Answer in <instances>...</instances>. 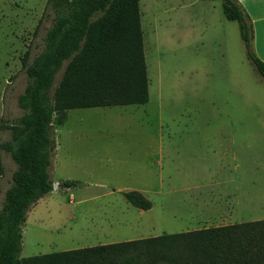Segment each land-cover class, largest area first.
<instances>
[{
	"label": "rangeland",
	"instance_id": "374dc122",
	"mask_svg": "<svg viewBox=\"0 0 264 264\" xmlns=\"http://www.w3.org/2000/svg\"><path fill=\"white\" fill-rule=\"evenodd\" d=\"M138 8L148 101L68 110L61 125L53 117L49 179L58 186L26 213L22 262L264 220V82L237 22L221 0H138ZM52 21L46 0H0V124L21 115L22 58L41 52ZM8 138L0 129V141ZM14 169L0 151V209ZM66 181L76 184L59 186ZM129 191L150 209L131 206Z\"/></svg>",
	"mask_w": 264,
	"mask_h": 264
},
{
	"label": "trees",
	"instance_id": "16d2710c",
	"mask_svg": "<svg viewBox=\"0 0 264 264\" xmlns=\"http://www.w3.org/2000/svg\"><path fill=\"white\" fill-rule=\"evenodd\" d=\"M46 8L53 21L44 47L31 62L28 51L22 58L27 85L17 97L21 115L0 124L9 133L0 151L15 165L0 209V264H264V220L19 259L26 213L52 191L53 117L61 125L68 110L148 101L138 0H46ZM221 8L237 22L245 56L264 82L248 17L236 0H221ZM124 198L136 209L151 207L137 191Z\"/></svg>",
	"mask_w": 264,
	"mask_h": 264
},
{
	"label": "crops",
	"instance_id": "0c3cea01",
	"mask_svg": "<svg viewBox=\"0 0 264 264\" xmlns=\"http://www.w3.org/2000/svg\"><path fill=\"white\" fill-rule=\"evenodd\" d=\"M248 17L255 56L264 63V0H236Z\"/></svg>",
	"mask_w": 264,
	"mask_h": 264
},
{
	"label": "water",
	"instance_id": "95a60500",
	"mask_svg": "<svg viewBox=\"0 0 264 264\" xmlns=\"http://www.w3.org/2000/svg\"><path fill=\"white\" fill-rule=\"evenodd\" d=\"M57 186H58V184H56V183H53V184H52V189H55V188H57Z\"/></svg>",
	"mask_w": 264,
	"mask_h": 264
}]
</instances>
